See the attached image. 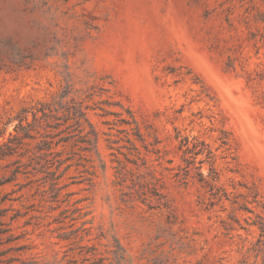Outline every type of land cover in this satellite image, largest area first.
<instances>
[{"label": "rangeland", "instance_id": "rangeland-1", "mask_svg": "<svg viewBox=\"0 0 264 264\" xmlns=\"http://www.w3.org/2000/svg\"><path fill=\"white\" fill-rule=\"evenodd\" d=\"M0 209V264H264V0H0Z\"/></svg>", "mask_w": 264, "mask_h": 264}, {"label": "trees", "instance_id": "trees-1", "mask_svg": "<svg viewBox=\"0 0 264 264\" xmlns=\"http://www.w3.org/2000/svg\"><path fill=\"white\" fill-rule=\"evenodd\" d=\"M198 174H199V180H203L204 179V176H203V174H202V172H198ZM215 178V176H213V179ZM2 210L3 209H0V217L3 215V213H2ZM2 224H4V221L2 220V219H0V225H2ZM8 230V228H1L0 227V233H4V232H6ZM11 238H10V236H8L7 237V240H10ZM1 240V239H0ZM0 242H2V241H0ZM12 259H8V260H6V263H8V262H10Z\"/></svg>", "mask_w": 264, "mask_h": 264}]
</instances>
